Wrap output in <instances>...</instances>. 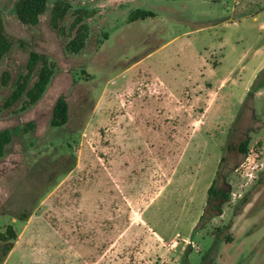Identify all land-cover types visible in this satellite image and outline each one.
Segmentation results:
<instances>
[{"label": "rangeland", "instance_id": "374dc122", "mask_svg": "<svg viewBox=\"0 0 264 264\" xmlns=\"http://www.w3.org/2000/svg\"><path fill=\"white\" fill-rule=\"evenodd\" d=\"M17 1L0 0L13 42L0 61V131H16L0 157V231L13 224L19 236L0 264H264V86L218 93L207 77L231 49L222 37L231 67L255 64L264 0H65L62 30L51 18L64 0H48L35 25ZM139 8L152 15L132 21ZM79 9L90 31L73 52ZM32 50L57 67L24 110L8 98ZM202 54L209 69L191 83ZM61 96L69 121L55 126ZM217 176L230 199L198 225Z\"/></svg>", "mask_w": 264, "mask_h": 264}, {"label": "trees", "instance_id": "16d2710c", "mask_svg": "<svg viewBox=\"0 0 264 264\" xmlns=\"http://www.w3.org/2000/svg\"><path fill=\"white\" fill-rule=\"evenodd\" d=\"M48 0H18L16 2V13L18 18L25 24H38L40 22V16L47 10ZM72 8V5L67 1H58L52 12L51 22L55 28L59 30L63 29L61 24L66 15ZM78 14L72 23V29L76 30V34L68 43V48L73 52H80L86 46L87 39L89 37L90 27L87 22L84 21L85 10L79 9L76 11ZM152 15V12L145 9H137L132 12L130 19L132 21L138 19H145ZM13 42L10 40L6 33L4 21L0 18V61L1 59L12 49ZM57 64L52 58L45 54L32 50L30 52V59L27 65V72L22 73L16 79L14 90L8 98V104H15L22 102V109H28L33 106L43 97L48 85L50 84ZM264 70V69H263ZM262 70V71H263ZM254 81L250 92L260 88L264 83L257 84L261 73ZM7 81L11 79V74L5 72ZM69 121V105L64 96L58 98L53 111L52 122L55 126H63ZM34 122H29L28 127L33 128ZM16 131L5 128L0 131V157H3L6 153L7 146L14 139ZM231 147V146H230ZM241 154L246 155L249 150V139L242 140L237 145ZM225 157L222 158V162ZM219 174V172H218ZM218 176L214 179L208 190V204L204 213L198 223L201 224L205 219H211L216 215L223 213V204L230 199V191L224 189V187H218ZM249 196H244L240 201L241 205H244L249 201ZM31 212H23L20 214L21 220H28L31 216ZM18 232L13 224H9L4 231H0V242L2 243V254L0 255V263H3L11 250L14 248L18 239Z\"/></svg>", "mask_w": 264, "mask_h": 264}, {"label": "crops", "instance_id": "0c3cea01", "mask_svg": "<svg viewBox=\"0 0 264 264\" xmlns=\"http://www.w3.org/2000/svg\"><path fill=\"white\" fill-rule=\"evenodd\" d=\"M264 12L258 11L254 16V21H258L259 17L263 15ZM235 22V21H234ZM211 28L215 25H210ZM208 26V27H210ZM207 28V27H206ZM261 29H264V21L260 25ZM194 29V30H199ZM210 29V28H209ZM193 30V31H194ZM175 41L179 39V36H176ZM220 46H224L223 48H227V46L231 47L229 51L226 53H222V60L220 61V65L218 66L217 70L214 72L209 73L207 75L213 77L215 83L218 82L219 92L227 91L229 93L242 90L244 92L250 91L251 86L253 85L254 81L256 80L257 76L260 72L264 69V48H257L255 49L254 53L252 54V61L255 63L252 65L251 68H246L245 66L242 67L241 70H238L236 67H231L230 62H232V53L235 47L232 45V42H229L228 38H221L219 41ZM222 48V47H221ZM200 62L197 65V69L195 73L191 75L190 81L191 83H195V78L202 79L204 77V70L209 69L208 66V56L199 55ZM204 79V78H203ZM203 103V99L200 100Z\"/></svg>", "mask_w": 264, "mask_h": 264}]
</instances>
